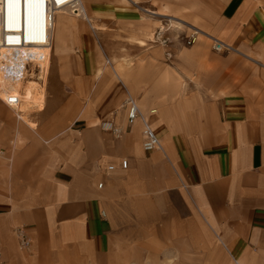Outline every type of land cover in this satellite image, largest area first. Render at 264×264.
I'll list each match as a JSON object with an SVG mask.
<instances>
[{
  "label": "crops",
  "instance_id": "obj_1",
  "mask_svg": "<svg viewBox=\"0 0 264 264\" xmlns=\"http://www.w3.org/2000/svg\"><path fill=\"white\" fill-rule=\"evenodd\" d=\"M152 1L84 0L99 31L60 18L44 109L0 98V264H264V0ZM176 17L245 59L185 48ZM116 31L159 65L111 54ZM128 95L162 150L128 126Z\"/></svg>",
  "mask_w": 264,
  "mask_h": 264
},
{
  "label": "built area",
  "instance_id": "obj_2",
  "mask_svg": "<svg viewBox=\"0 0 264 264\" xmlns=\"http://www.w3.org/2000/svg\"><path fill=\"white\" fill-rule=\"evenodd\" d=\"M77 0H0V48H7L19 55V50L27 47L50 48L52 45L53 23L56 13L64 9H76ZM165 33L159 30L156 34V42L166 46L169 42L164 37ZM199 36L197 33L187 38V45L197 44ZM212 50L216 53H234L232 47L215 39L211 41ZM24 73L38 74L36 68L26 65L22 67V76ZM31 78V76H27ZM10 108H16L18 103L16 98L10 97V101L3 100ZM123 108L128 111L127 124L132 126L137 122L142 123L143 142L142 148L146 153H152L162 150V141L152 130L149 120L142 113L137 101L128 95ZM105 132L112 133L119 137L123 131L121 126L114 122H104L101 126ZM128 162H123V168L127 169ZM103 185H99L102 189ZM16 237L18 239L19 250L22 253H29L32 248V241L24 229H17Z\"/></svg>",
  "mask_w": 264,
  "mask_h": 264
},
{
  "label": "bare ground",
  "instance_id": "obj_3",
  "mask_svg": "<svg viewBox=\"0 0 264 264\" xmlns=\"http://www.w3.org/2000/svg\"><path fill=\"white\" fill-rule=\"evenodd\" d=\"M129 1H131L133 4H138V0ZM77 3L76 9H64L59 10L56 13L53 23V41L50 48H22L19 50L20 52L18 57L15 56L13 53L14 51L7 48H0V98L5 101H10V97L16 98L18 101V103L14 105L16 110L28 113L29 111L35 109L36 111H41L44 109L46 102V84L48 81V72L51 65L56 38L59 34L60 39L62 33L67 30V25H61L59 23V18L64 17L73 18L80 21H87L88 24H92V27H90L94 31H99L98 25L93 22V19L89 15V11L84 0H77ZM145 11L147 13L156 14L149 9H145ZM176 23L184 26L181 22L176 21ZM191 27L194 29L193 32L197 33L198 36L200 35L201 37H205L209 41L215 40L208 33L199 30L194 26ZM148 39L153 41L154 34ZM140 45L145 47L146 42L140 41ZM26 65L36 68L38 74L36 75L35 73H32L29 75L24 73V77H21L22 67ZM118 74L121 77L123 76L119 72ZM27 76H31V78H27Z\"/></svg>",
  "mask_w": 264,
  "mask_h": 264
},
{
  "label": "rangeland",
  "instance_id": "obj_4",
  "mask_svg": "<svg viewBox=\"0 0 264 264\" xmlns=\"http://www.w3.org/2000/svg\"><path fill=\"white\" fill-rule=\"evenodd\" d=\"M142 1V0H141ZM147 2H153L152 0H145ZM201 1V0H199ZM151 11V10H150ZM142 12V11H141ZM153 12V11H152ZM144 14V13H143ZM145 15V14H144ZM148 16V15H146ZM63 18V17H61ZM159 20H161V22H163V24L165 25H170V20H172V18H159ZM176 20H180L179 22H181L184 27H182L181 29H177L175 26V24H173L174 26L172 27V30H170L168 32V34L170 35H174V39H177L178 41L182 42L184 44V47L185 48H192V47H195L196 45L194 46H188L187 45V38L192 34L193 32V28L191 26H195L193 23H191L190 21H187L183 18H180V17H176ZM183 20V21H182ZM59 23L62 25L61 23V19L59 18ZM197 26H195L196 28ZM192 28V29H191ZM170 29V28H169ZM191 29V30H190ZM198 29V27H197ZM200 30V29H199ZM159 31V30H158ZM157 31V32H158ZM156 33V32H154ZM94 34V38L97 42V45H99V36L97 37V35L95 33ZM152 36V35H151ZM150 36V37H151ZM149 37V38H150ZM200 41L204 40L203 42H201L199 45L201 44H206L208 47H209V50L214 53V54H217V55H221V56H224V57H227V56H240L242 57L241 55L237 54V53H231V54H226V53H216L212 50V43L211 41H209L207 38L205 37H201L199 35V39ZM150 42H153L155 43V35H154V39L153 41L152 40H149ZM106 43L107 45L109 46V52L115 56H125L126 57V60H129L130 62H133V61H138L140 63H145L147 61H150L151 63H153L154 65H159V62H154V60H152L151 56L149 53H146L145 50L146 49H143V48H140L137 44H136V41H134V39L132 38L131 39V35H129L127 32L125 31H116L114 33H112L111 36H109L107 39H106ZM146 46H147V43H146ZM145 52L146 55H148V57L146 58H143V57H137V58H129V56H132L131 53H137L139 55H143ZM243 59H245L244 57H242ZM108 60V59H107ZM105 59V62L107 63L108 65V61ZM167 64H171L170 61L167 62ZM186 93H189V94H192V91L190 90V87L187 88V91ZM196 93V91H194V94Z\"/></svg>",
  "mask_w": 264,
  "mask_h": 264
}]
</instances>
